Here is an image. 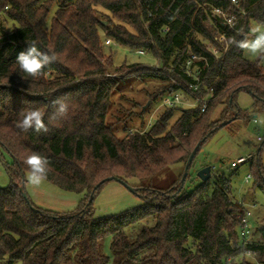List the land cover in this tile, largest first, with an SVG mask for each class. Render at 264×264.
<instances>
[{
  "label": "trees",
  "instance_id": "16d2710c",
  "mask_svg": "<svg viewBox=\"0 0 264 264\" xmlns=\"http://www.w3.org/2000/svg\"><path fill=\"white\" fill-rule=\"evenodd\" d=\"M236 1L0 0V154L10 159L4 164L9 185L0 188V264H264V216L251 231L258 239L243 244L244 206L233 199L230 179L211 168L212 177L200 181L196 173L206 165L191 173L216 131L248 118L237 106L239 93L250 94L252 109L264 111V60L250 61L228 44L264 26V0ZM215 10L233 17L234 28L223 25ZM215 32L226 46L215 41ZM103 39L136 54L143 51L158 67L134 64L110 73L113 56L105 55ZM32 41L57 55L35 79L16 63ZM188 61L194 75H186ZM128 79L161 83L148 95L151 103L174 94L189 102L211 98L204 109L201 104L165 107L154 124L144 122L132 133L125 129L120 138L106 118ZM57 98L69 103L67 120H50L51 101ZM31 108L45 112L47 133L16 127L21 112ZM219 108L218 119L211 120ZM198 144L184 182L182 173L166 189L147 186L172 166H185ZM263 145L250 161V174L252 189L264 195ZM31 152L48 158L46 182L86 195L73 212L58 214L31 204L23 164ZM111 178L138 182L134 193L142 203L119 216L97 218L93 199ZM193 180L198 183L188 191ZM107 237L111 257L101 252Z\"/></svg>",
  "mask_w": 264,
  "mask_h": 264
},
{
  "label": "rangeland",
  "instance_id": "374dc122",
  "mask_svg": "<svg viewBox=\"0 0 264 264\" xmlns=\"http://www.w3.org/2000/svg\"><path fill=\"white\" fill-rule=\"evenodd\" d=\"M54 10L55 7L51 9L45 27H49ZM207 25L209 28H213L210 23ZM249 38H252V34ZM214 39L222 46H226V40L220 34L215 32ZM106 40L103 39L102 47L104 53L107 56H113L112 67L108 70L110 73L115 72V67H125L134 64H140L141 66L145 64L150 67L152 65V69L158 67V62L154 61L149 55L139 56L135 52H131L112 42L106 45ZM243 52L245 58L250 61L261 60L244 50ZM160 85V82L154 80H126V85L120 89L116 96H113V104H111L106 118L107 124L115 123L113 130L116 136L124 137V131L128 128L130 129L129 131L139 130L140 125L144 122L150 126L154 124L155 120L165 110L164 102L168 99L167 97H161L155 103L150 102L143 110V115L141 116L139 113L149 102L148 95L156 91ZM180 97L182 98V96ZM252 101L250 94L245 92L238 94L236 99L237 106L240 110L247 111L248 118L246 120H235L216 131L205 142L198 153L191 173L200 166L206 165L212 168V174H223L228 177L233 199L251 211L250 228L254 232L256 222L261 221L264 216V195L259 190L252 189L253 179L248 184L245 183V177L251 175L250 161L239 165L235 170L230 168V163L237 158L255 155L258 147L264 142V111L252 109ZM183 107L187 108L186 105ZM219 113L220 108L214 111L211 120L216 121ZM177 117L178 114L170 121L168 127L173 125ZM9 162V157L1 152L0 188H5L9 185V178L4 169V164ZM260 162L264 170V145L260 153ZM183 171V165L172 166L167 173L154 178L150 183L146 184L155 189H166L175 179L179 178ZM125 183L127 187L116 181H109L103 185L93 199L92 208L95 217H116L141 205L142 200L133 191L134 186H137L138 182L129 180ZM197 183V180L188 182L187 190H192ZM25 194L35 208L58 214L73 212L79 202L86 197L84 194L60 190L46 181L38 187H33L25 182ZM258 237V235H251L250 240L255 241ZM110 242V237H107L101 245V252L107 257H111ZM247 259L252 261V258L247 257Z\"/></svg>",
  "mask_w": 264,
  "mask_h": 264
},
{
  "label": "clouds",
  "instance_id": "9594fccd",
  "mask_svg": "<svg viewBox=\"0 0 264 264\" xmlns=\"http://www.w3.org/2000/svg\"><path fill=\"white\" fill-rule=\"evenodd\" d=\"M230 22V21H229ZM252 38L245 36L243 39H228L229 46H236L259 59L264 60V31L260 28L251 29ZM57 61V55L52 52L42 51L37 41L27 44L25 50L20 51L16 57V63L23 73L32 78H39L44 74V69ZM54 108L50 120L62 121L69 118L70 106L63 98L51 101ZM45 112L40 108H31L21 112V119L17 121L16 127L23 132L35 131L47 133L49 127L45 123ZM23 164L28 169L26 182L33 187H38L47 178L50 171L48 158L41 153L31 152L23 159Z\"/></svg>",
  "mask_w": 264,
  "mask_h": 264
},
{
  "label": "built area",
  "instance_id": "2783aa9c",
  "mask_svg": "<svg viewBox=\"0 0 264 264\" xmlns=\"http://www.w3.org/2000/svg\"><path fill=\"white\" fill-rule=\"evenodd\" d=\"M232 3H237L236 0H231ZM214 13L216 15H218L222 21H223V25H226L229 28H234V18L233 17H229L227 15H225L224 13H222L220 10H215ZM230 21V22H229ZM262 31H264V26L261 28ZM223 37V36H222ZM224 38V37H223ZM110 41L107 40L106 41V45L109 44ZM214 54H216V50H213ZM138 55L140 56H144L145 53L143 51H138L137 52ZM196 58L193 56L191 57V60H195ZM190 62H187V70H186V75H194L193 72H191V70H189V66H190ZM191 87V86H190ZM181 95L179 94H174L171 95L169 97H167L168 99L164 102V106L165 107H172L174 105H186L187 108H194L196 106H198L199 104L202 105V109L205 108L206 102L211 98V95L208 94L207 97L203 98V99H199L196 97H192V100L186 101L183 98L180 97ZM129 133H132V131H129ZM254 157V155H249L248 157H240L237 158L235 161H232L230 163V168L231 169H237L239 165L244 164L248 161H251V159ZM245 183L248 184L249 181L251 180V175H247L245 177ZM250 217H251V211L250 209H248L246 206L244 207L243 213L239 216V219L241 221V227H240V237L243 240V244H247L250 241L251 238V229H250ZM246 257L249 258H253V256L249 253L245 254Z\"/></svg>",
  "mask_w": 264,
  "mask_h": 264
},
{
  "label": "water",
  "instance_id": "95a60500",
  "mask_svg": "<svg viewBox=\"0 0 264 264\" xmlns=\"http://www.w3.org/2000/svg\"><path fill=\"white\" fill-rule=\"evenodd\" d=\"M149 103H150V102H148L147 105H146L145 107H143L142 110H144V109L149 105ZM222 125H223V123H222ZM198 149H199V144H198V145L195 147V149L192 151V153L190 154V156H189V158H188V160H187L186 165L184 166V171H183V176H182L181 182H184V180H185V178H186V176H187V173H188L189 166H190V164H191V162H192V160H193V158H194L196 152L198 151ZM196 177H197L200 181H202V182L207 181V180L211 177V167H210V166H206V167H204V168H202V169H199V170L197 171V173H196ZM111 180H112V181L119 182V183H121L122 185H124V186L127 187V185H126V183H125L124 181L119 180V179H117V178L107 179L106 181H111ZM131 190H132V189H131ZM133 191H134V190H133ZM32 210L36 211V209H34V208H32Z\"/></svg>",
  "mask_w": 264,
  "mask_h": 264
}]
</instances>
